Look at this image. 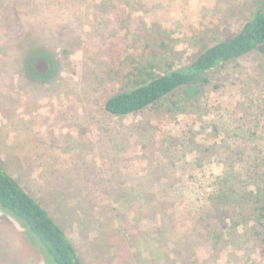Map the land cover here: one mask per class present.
I'll return each instance as SVG.
<instances>
[{"label": "rangeland", "instance_id": "rangeland-1", "mask_svg": "<svg viewBox=\"0 0 264 264\" xmlns=\"http://www.w3.org/2000/svg\"><path fill=\"white\" fill-rule=\"evenodd\" d=\"M263 1L0 0V163L82 264H264L254 222L211 199L226 173L264 189V52L218 68L187 112L103 105L139 61L187 65ZM0 264H46L1 210Z\"/></svg>", "mask_w": 264, "mask_h": 264}, {"label": "trees", "instance_id": "trees-1", "mask_svg": "<svg viewBox=\"0 0 264 264\" xmlns=\"http://www.w3.org/2000/svg\"><path fill=\"white\" fill-rule=\"evenodd\" d=\"M255 50L264 52V1L238 32L204 47L187 65L158 73L156 63L139 61L126 74L128 80H122L127 85L105 99L104 110L125 116L166 105L168 111L187 112L190 106L206 101L211 76L218 68ZM41 56V60L51 57L47 53ZM212 198L221 210L238 205L243 219L254 222V235L264 256V189L247 191L226 173L217 178ZM0 210L20 222L30 242L43 253L46 264H82L63 226L1 163Z\"/></svg>", "mask_w": 264, "mask_h": 264}]
</instances>
